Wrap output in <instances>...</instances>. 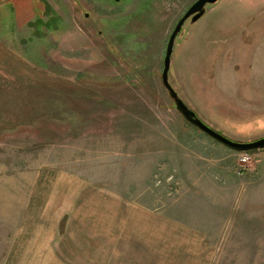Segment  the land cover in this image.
Instances as JSON below:
<instances>
[{"label":"rangeland","instance_id":"1","mask_svg":"<svg viewBox=\"0 0 264 264\" xmlns=\"http://www.w3.org/2000/svg\"><path fill=\"white\" fill-rule=\"evenodd\" d=\"M102 1L0 0V264H264V151L162 83L197 0ZM169 81L264 138V0L187 22Z\"/></svg>","mask_w":264,"mask_h":264},{"label":"water","instance_id":"2","mask_svg":"<svg viewBox=\"0 0 264 264\" xmlns=\"http://www.w3.org/2000/svg\"><path fill=\"white\" fill-rule=\"evenodd\" d=\"M220 1L221 0H199L190 8V10L186 13V15L179 21L168 43V48L164 62V71L162 74V83L165 89L167 90L170 98L174 101L177 111L184 117V119L189 124L199 129L201 132H203L204 134L208 135L210 138L214 139L215 141L221 143L222 145L236 152L249 153L255 151H264V138L251 143H237L227 139L226 137L212 130L201 119H199V117L196 115L195 112L190 110V108L179 97L178 93L175 91V89L173 88V86L169 81V72L172 64V56L174 52L175 42L177 37L181 34L184 25L193 16L194 17L191 22L193 24L197 23L206 15L207 5L213 6L219 3Z\"/></svg>","mask_w":264,"mask_h":264},{"label":"flooded vegetation","instance_id":"3","mask_svg":"<svg viewBox=\"0 0 264 264\" xmlns=\"http://www.w3.org/2000/svg\"><path fill=\"white\" fill-rule=\"evenodd\" d=\"M71 1H73L74 3V5L75 6H77V8H78V13L80 14V13H83V15H86V13L85 12H83L81 9H85L86 10V6L88 5L89 6V4H88V2L90 1L91 3H93V5H98V3H100V1H102V0H85V1H83V0H71ZM88 1V2H87ZM105 1V0H104ZM104 1H102V3H105V4H107V5H110V6H113L114 8H115V5L116 6H120V5H122V4H124V3H126V2H128V1H130V0H106V2H104ZM199 0H197L195 3H197ZM194 3V4H195ZM193 4V5H194ZM86 5V6H85ZM192 5V6H193ZM191 6V7H192ZM210 5H207V7H206V9L209 7ZM190 7V8H191ZM190 8L187 10V12L190 10ZM186 12V13H187ZM186 13L184 14V16L186 15ZM207 14V13H206ZM183 16V17H184ZM182 17V18H183ZM194 17V16H193ZM193 17H191L187 22H189V21H192V19H193ZM87 18H89V16H87ZM181 18V19H182ZM180 19V20H181ZM186 22V23H187Z\"/></svg>","mask_w":264,"mask_h":264},{"label":"built area","instance_id":"4","mask_svg":"<svg viewBox=\"0 0 264 264\" xmlns=\"http://www.w3.org/2000/svg\"><path fill=\"white\" fill-rule=\"evenodd\" d=\"M251 161H252V157L248 153L243 154L240 160L242 168L246 169L251 164Z\"/></svg>","mask_w":264,"mask_h":264}]
</instances>
